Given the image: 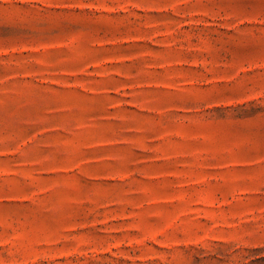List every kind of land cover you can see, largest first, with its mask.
<instances>
[{"label":"rangeland","instance_id":"1","mask_svg":"<svg viewBox=\"0 0 264 264\" xmlns=\"http://www.w3.org/2000/svg\"><path fill=\"white\" fill-rule=\"evenodd\" d=\"M0 264H264V0H0Z\"/></svg>","mask_w":264,"mask_h":264}]
</instances>
